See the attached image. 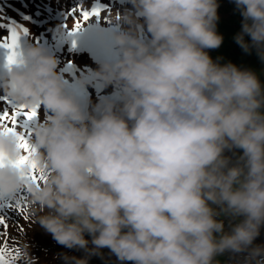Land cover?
<instances>
[{
    "label": "clouds",
    "instance_id": "9594fccd",
    "mask_svg": "<svg viewBox=\"0 0 264 264\" xmlns=\"http://www.w3.org/2000/svg\"><path fill=\"white\" fill-rule=\"evenodd\" d=\"M128 3V27L112 34L118 56L95 71L116 97L92 111L66 91L59 60L43 45L28 43L16 63L5 61L12 104H42L48 115L28 138L39 180L28 179L30 164L10 163L24 151L17 134L0 129V197L22 191L34 224L85 251L65 257L70 264H88L102 248L122 264H218L226 251L264 264V246H253L264 225V86L206 51L223 40L217 0ZM234 3L243 17L236 42L264 60V0ZM232 149L242 150L235 163L224 155ZM213 206L243 219L225 232Z\"/></svg>",
    "mask_w": 264,
    "mask_h": 264
},
{
    "label": "rangeland",
    "instance_id": "374dc122",
    "mask_svg": "<svg viewBox=\"0 0 264 264\" xmlns=\"http://www.w3.org/2000/svg\"><path fill=\"white\" fill-rule=\"evenodd\" d=\"M73 1V0H72ZM76 3H83L86 0H76ZM89 1V0H87ZM109 6L125 8L130 6L128 0H104ZM218 2V20L216 21V31L222 35L223 40L221 45L216 49H206L209 56L214 62L221 65L231 62L232 64H241L246 61V66L250 67L249 61L253 62L258 53L255 47L250 48L249 51H245L237 42L235 37L242 30L243 17L240 10L236 7L234 0H217ZM2 0L0 2V22H5L7 14L1 12ZM51 15H55L51 12ZM51 22L56 24L55 20L51 18ZM230 24L229 28H226ZM43 22H38V27H43ZM6 29H0V33H4ZM245 40L249 43L251 38L245 36ZM118 56V52H115L114 58ZM242 57V58H241ZM238 59H241L237 62ZM257 71H262L263 67L258 63L256 65ZM260 75L264 77V72H260ZM107 90L110 96L116 93L113 85H107ZM109 97V96H108ZM1 98V97H0ZM1 104V102H0ZM31 135V132H30ZM29 135V136H30ZM225 156L230 158V163H235L239 156L242 155L241 149L226 150ZM24 195V193H23ZM13 197H0V204H4L5 207H0V212L6 215L9 221V228L7 229V247L11 252V255L16 256L17 251L19 253L17 260L14 264H70L65 257H77L82 258L86 255L83 249L66 248L58 244L52 237V235L43 230L39 225L34 224V217L37 214L27 198L21 200L15 209H9L6 207V203ZM217 212H220L219 206H213ZM20 209H23L21 211ZM224 216V217H223ZM218 220H223L225 232H230L231 228L240 221L232 222L234 220L231 217L220 213ZM243 219V218H242ZM23 229V230H21ZM0 231H3L0 229ZM85 238L89 240V248H92L91 236L85 234ZM5 237L0 236V246L3 245ZM264 246V225H261L259 235L253 241V246ZM248 253H232L226 251L214 258L218 264H244ZM88 264H122L117 257L111 253L108 248L100 249V254L92 255L88 258ZM126 264H132V262H126Z\"/></svg>",
    "mask_w": 264,
    "mask_h": 264
},
{
    "label": "bare ground",
    "instance_id": "6f19581e",
    "mask_svg": "<svg viewBox=\"0 0 264 264\" xmlns=\"http://www.w3.org/2000/svg\"><path fill=\"white\" fill-rule=\"evenodd\" d=\"M76 2V0H73V3L66 0H59L57 2L55 0H3L1 12L7 14L5 23L22 25L27 30L25 34L32 43L41 44L50 42L52 44L55 56L59 60L57 71L61 73L65 85L73 80H86L89 89L93 93V106L95 108L102 98L110 96L107 86L103 93L96 91V81L98 78L95 75V71L99 67L100 62L106 59H114V53L103 50L101 43H94L92 46H82L80 39L84 36L86 30L94 28L104 30V35H110L106 30L108 28H115L116 31L121 28L126 29L128 25L122 22V17L126 10L132 9V5L119 8L109 6L104 0H89L83 3ZM34 3L39 5L43 13L42 17H37L39 21L49 22L51 17L55 20L56 24L50 25L48 23L42 30L31 29V21L26 19V11L21 7L26 6L30 8V6L33 7ZM78 5L87 7L89 10L92 6H98L101 8L102 15L84 22L79 31L73 33L70 30L74 25V18L70 15V12L73 7ZM51 12L55 16L51 15ZM1 54L2 52L0 51ZM74 69H76V72H73ZM85 97H88V95L85 94ZM5 106L9 109L15 107L14 104L10 107L7 102H3L0 104V109ZM47 115L48 113H46L41 104L37 107L36 117L27 122L22 119L20 127L23 128V125L26 123L27 131L31 132V128L37 123L46 121Z\"/></svg>",
    "mask_w": 264,
    "mask_h": 264
},
{
    "label": "snow or ice",
    "instance_id": "6c2138e0",
    "mask_svg": "<svg viewBox=\"0 0 264 264\" xmlns=\"http://www.w3.org/2000/svg\"><path fill=\"white\" fill-rule=\"evenodd\" d=\"M87 2V0H86ZM70 15L74 18V25L71 27V32H77L82 27L84 22H88L93 17H100L102 15L101 8L98 6H92L90 10L87 7L75 6L71 9ZM0 29H7V33H0V48L5 49V60L8 65L14 64L17 62L18 57V42L22 32H26L27 30L23 28L22 25H17L15 23H5L0 22ZM3 100H7L6 97L0 98ZM33 107L30 110H25L21 107H14L9 109L8 107H4L0 109V129H3L9 133H15L19 138V147L23 149L24 155H21L17 160L10 161V163L17 168H23L26 165H31L33 171L28 177L31 180H39L42 179L41 176H37L35 172V163L30 162V155L33 151L32 146L29 143L28 136L30 132L27 131V124L23 125V128L20 127L21 120L27 122L31 121L37 115V109ZM5 163V157L0 154V165ZM26 196L23 195V192L17 193L10 201L6 203V207L9 209H15L16 206L21 202V200H25ZM0 207H5L4 204H0ZM23 211V209H20ZM9 228V221L3 212H0V236L5 237L3 245L0 246V264H14L19 255L17 251V255H11L7 247V229ZM23 230V229H21Z\"/></svg>",
    "mask_w": 264,
    "mask_h": 264
},
{
    "label": "trees",
    "instance_id": "16d2710c",
    "mask_svg": "<svg viewBox=\"0 0 264 264\" xmlns=\"http://www.w3.org/2000/svg\"><path fill=\"white\" fill-rule=\"evenodd\" d=\"M229 27H230V24H228V26L226 28H229ZM240 60L241 59H238L237 62H239ZM245 62L246 61H243L241 64H237V67L240 68V69L250 70L249 67L246 66ZM248 63H250L251 71H253V72L256 73V75L258 76L259 80L261 81L262 86H264V77H262V75H260V72H264V60H262L261 57H260V55L257 53L256 56H255V58H253V62L252 61H249ZM258 63L263 67V70L262 71H257V69H256L257 66L256 65ZM231 219L234 220L235 222H237L238 220L239 221L242 220V217H239V218H231Z\"/></svg>",
    "mask_w": 264,
    "mask_h": 264
}]
</instances>
